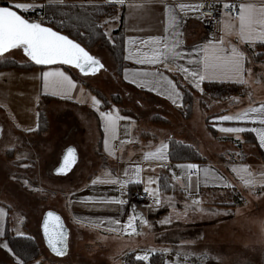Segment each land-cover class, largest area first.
Wrapping results in <instances>:
<instances>
[{
	"label": "crops",
	"instance_id": "0c3cea01",
	"mask_svg": "<svg viewBox=\"0 0 264 264\" xmlns=\"http://www.w3.org/2000/svg\"><path fill=\"white\" fill-rule=\"evenodd\" d=\"M15 2L38 5L47 4L48 0ZM103 2L118 6L117 15L105 19L108 35L121 25L124 32V64L119 70L114 58L116 72L112 73L109 90L90 85L85 77L91 74L85 75L70 65L11 66L0 70V166L5 165L4 172H0V264H17L8 251L10 244L5 236L8 228L16 235L35 237L42 251V258L37 260L39 264H129L128 257L136 259L145 253H149L145 262L161 253L163 264H264V188L259 184L254 188L245 186L239 174L232 170L249 165L257 177L264 172V147L260 146L257 134L250 131L264 125L219 119L249 107H259L264 104V96L255 98L251 91L255 88L250 85L246 95L234 97L229 105L227 102L205 105L200 99L199 117L195 114L194 100L192 114L187 117L179 84H195L177 68V65L193 67L189 60L201 59V47L213 39L223 37L225 45L236 44L244 50L248 46L237 39L235 31L231 34L222 31L221 19L212 21L186 11L177 13L178 27L166 31L165 3H184L194 8L198 0H126L123 5L110 0ZM136 4L144 7H130ZM223 19L238 25L230 16ZM151 36L177 40L182 57L168 67L137 63L138 58L148 53L141 41ZM256 45L250 49L256 51ZM26 62L29 61L21 63ZM247 67L252 69V60ZM50 68H59L75 82L76 87L69 96L44 92L41 72ZM157 68L174 81L182 99L173 103L175 97L169 99L161 91L140 86L142 81L135 74ZM246 79L248 83L254 81L248 74ZM205 82L234 83L226 78L205 80L200 88ZM93 97L100 103L94 104ZM51 106L54 107L52 124L48 111ZM101 112L122 117L115 134L105 132ZM42 114L47 121L44 129L40 125ZM207 117H210L208 122ZM208 123L216 134L208 128ZM227 127H243L249 131L239 134L221 131ZM53 131L62 140L60 143L49 140ZM253 137L256 143L245 142ZM171 139L194 145L206 160H172ZM161 142L169 145L167 160L145 159V154L155 151ZM213 142L218 146H212ZM70 147L76 150L75 165L68 173L57 174L55 170ZM33 163H50L49 173L40 170L38 177L31 176ZM190 163L212 170L208 183L201 173L199 184L193 175L191 186H187L184 170L177 166ZM77 166L76 175L66 178ZM116 178L130 182L123 187L118 183L99 182ZM94 179H98L95 185ZM27 180L33 181V185ZM44 181L53 185L51 189L57 192L60 203L50 205L43 199L34 211L31 207L34 201L28 196H41ZM140 188L149 189V199L144 203L133 199V193ZM155 189L158 192L154 193ZM113 199L125 203L109 202ZM194 200L200 203L194 204ZM49 211L61 217L68 232L64 255H57L46 244L43 222ZM129 217H135V232L113 230L123 228ZM111 220H119L121 224L112 225ZM230 236H233L231 240ZM77 240L82 244L78 251ZM226 246L229 252H223ZM202 254H207V258Z\"/></svg>",
	"mask_w": 264,
	"mask_h": 264
},
{
	"label": "snow or ice",
	"instance_id": "6c2138e0",
	"mask_svg": "<svg viewBox=\"0 0 264 264\" xmlns=\"http://www.w3.org/2000/svg\"><path fill=\"white\" fill-rule=\"evenodd\" d=\"M110 2L123 5L126 3V0H110ZM64 3L65 0H48L45 5H37L33 2H16L11 6H0V57H4L5 54L12 49L22 48L23 52L30 57L31 61H34L36 65H74L81 73H94L97 70V66L103 67L100 61L86 51L80 43H77L74 39H70L67 35H62L60 32L54 31L51 27L44 26L35 19L30 20L26 18L24 14L33 11L36 7L51 8L52 6H59ZM133 6L137 8L144 7L143 4L130 5V7ZM222 6L226 10L221 14L220 23L223 26L221 29L222 31H225L227 34H231L235 31L237 39L245 43L249 48L254 47L257 43L264 45V0H261L260 3L251 2V0H249V2L236 3L235 0H233V2H224ZM192 7V5L184 3H165L164 8L167 12L166 31H172L178 27L180 20L177 14L178 12H185ZM197 7L202 8L203 5ZM20 10H22V12ZM233 12H236L235 20L238 21V25L223 19L225 16H231ZM141 43L148 49V53L138 58L137 63L168 67L182 57V53L179 50L180 45L177 40H169L162 36H151L148 40L141 41ZM200 50L203 53L201 59L189 60V64L193 65V67L189 68L177 65L178 71L183 72L186 77L190 76L197 88H200L201 83L205 80L221 78H226L240 85L248 84L246 74L251 75L252 69L246 66V64H250L251 62L250 56L246 50L232 43L225 45L223 37L209 41V43L202 46ZM253 55H256V53L253 52ZM128 58L132 59V56L129 55ZM135 76L142 81L140 83L141 87L161 91V94H166L169 99L175 97L173 103L182 99L181 92L174 81L165 77L158 68L153 71H139ZM41 78L44 92L50 93L53 96H69L72 89L76 87L72 78L59 68H50L46 71L42 70ZM125 78L127 79V74ZM134 82L136 81L134 80ZM200 90L203 91L202 88H200ZM92 99L94 104L100 103L95 97ZM100 116L104 120L105 132L111 131L115 134L118 128V120L122 117L118 114L114 115L112 112H101ZM219 119L223 121H252L264 125V104H260L259 107H249L234 115H223L220 116ZM29 131H31V129H29ZM221 131L239 134L249 131V129L243 127H227L222 128ZM250 131H254L257 134L260 146L264 147V127L252 128ZM107 146L108 142L105 140V147L107 148ZM168 147L169 145L167 143L161 142L160 145L156 147L155 151L147 152L144 158L167 160ZM75 151L74 148L67 149L63 157V163L58 171L65 172L71 168L76 162ZM177 167L184 170L188 187L191 186L193 175L197 178V184L200 182L201 173L205 183H208L209 176L213 175L210 168H201L195 163L178 165ZM232 170L239 174L245 186L254 188L259 184L260 187L264 188V172H261L259 177H257V175L250 170L249 165H241L239 168L233 167ZM139 171L140 169L137 166V176ZM108 175L111 176V173H108ZM124 175L127 176V172H125ZM173 176L179 179L175 177V174H173ZM98 179L92 180V184L95 185ZM217 179L223 181L222 177H217ZM99 182L118 183L123 187L130 181L116 178L99 180ZM145 191L147 192L149 189L145 188ZM153 192H158V189L153 190ZM109 202L119 204L125 203L124 200L117 201L115 199ZM156 203H159L158 198L156 199ZM193 203L198 204L200 201L194 200ZM47 216L50 219H45L43 228L48 245L57 255H64L68 247L67 233L64 224L61 222V218L53 212H49ZM134 219L135 217H129L127 224L123 226V228H114L113 230H123L128 233V229H131L132 232H135L136 229L133 226ZM143 222L147 223V221ZM90 223L102 224L103 221H90ZM110 224L120 225L121 221L111 220ZM18 234L23 235V233ZM4 247L8 248L7 244H5ZM8 251L12 252V249L8 248ZM13 255L16 254L13 253ZM202 257L206 259L207 254H202ZM136 259L146 261L149 259V253L138 255ZM16 260L17 264H25L24 260L20 259L19 256H16ZM36 264H39V261H37Z\"/></svg>",
	"mask_w": 264,
	"mask_h": 264
},
{
	"label": "trees",
	"instance_id": "16d2710c",
	"mask_svg": "<svg viewBox=\"0 0 264 264\" xmlns=\"http://www.w3.org/2000/svg\"><path fill=\"white\" fill-rule=\"evenodd\" d=\"M30 1V0H23ZM104 0H67L66 3L59 6H52L46 8V10L52 12L56 17V22L49 25L52 29L59 31L69 38L74 39L80 43V38H88L87 43L102 40L112 50L118 64L119 70L124 64V32L121 25L118 29L114 30L109 36L102 28L101 21L105 16L115 17L118 13V6L103 2ZM93 2V3H91ZM0 5L11 6L10 0H0ZM62 20V21H61ZM83 45V44H82ZM86 45V44H85ZM83 45L84 47H86ZM249 53L250 60L256 64L261 60H264V45L258 43L256 45V51L246 48ZM253 52L256 55H253ZM35 63L29 61L21 63L15 59L0 60V70L11 66H32ZM69 67L68 65H64ZM248 66V64H247ZM183 93V105L185 116H190L193 111L194 94L199 91L197 87L190 83L179 84ZM246 85H240L237 83H224V82H205L203 83V94H209L214 98H224L233 93H239ZM113 99H117L118 96H113ZM210 117H207V122ZM158 121H162L159 119ZM41 128L47 127V121L45 116L41 115L40 120ZM208 128L216 134V130L208 123ZM251 135V134H247ZM245 142L256 143L255 137L253 140L246 139ZM170 157L174 161L182 160H199L205 161L206 158L202 156L194 145L183 142L181 140L171 139L170 141ZM164 185V182H161ZM5 236L7 237L12 254L15 258L19 256L24 260L25 264H33L35 261L42 258V252L38 241L33 236H20L14 234L9 228L7 229ZM127 262L129 264H163V255L157 253L152 256L149 262L143 260H137L128 257Z\"/></svg>",
	"mask_w": 264,
	"mask_h": 264
},
{
	"label": "rangeland",
	"instance_id": "374dc122",
	"mask_svg": "<svg viewBox=\"0 0 264 264\" xmlns=\"http://www.w3.org/2000/svg\"><path fill=\"white\" fill-rule=\"evenodd\" d=\"M15 1H23V0H10V2H15ZM91 3H93V2H91ZM11 4L13 5V3H11ZM0 6H3V5H0ZM108 18H113V17L105 16L102 19V21H101L102 28L104 30H105V26H106L105 25V19H108ZM44 26L49 27V25H46V24ZM105 32H106V30H105ZM110 34H112V33H110ZM78 40H80L82 47H84L83 45L86 44L85 45L86 47H84L86 49V51H88L91 55L95 56L100 61V64L103 65V67L97 66V70L96 71H100L97 74L95 73L96 71L94 73L93 72L85 73V75L86 74H91L90 76L86 75L85 78L88 79L87 82L90 85H92V86H100L104 90H109L110 85H111L110 82H111L112 73L116 72L115 71V69H116L115 59L116 58H115L112 50L102 40H97V41L91 42V43H87L89 41L88 38H86V39L85 38H80ZM5 59H15L18 62L31 61L30 57H28L23 52L22 48L12 49L8 53H6L4 57H0V60H5ZM252 69H253V71L251 73V77H254V81L253 82H249L248 84H246L245 88H243L239 93H233L232 95H229V96L224 97V98H214L213 99L211 97V95L203 94L201 92V90L195 92L194 99H195V107H196V112H195L196 117L197 116L199 117V115L201 113L200 112L201 108L198 105V104H200L199 103L200 99H201L202 104H205V105H209V104H223L225 102H227V104L229 105L233 101L234 97L246 95L249 92L250 85L253 86V88H255V89L251 90L252 93L254 94L255 98L264 96V60H261L257 64L255 62H253ZM93 74H96V75H93ZM202 89H203V87H202ZM48 108H49L48 111H49V114H50V117H51V124H52L53 123V118H54L52 111H53L54 107L51 106V107H48ZM209 113H210V111H209ZM205 114L208 115V113H205ZM198 134H199V132H198ZM49 140L51 142H56V143H60L62 141L60 138L57 137V134L55 135L54 131L51 134V138ZM215 145L218 146V144L216 142H213L212 146L215 147ZM50 168H51V164L50 163H46L45 165L44 164H34L33 163V164H31V169L29 171V174L31 176H33V177H38V171H40V170L41 171H46V173L48 174L49 171H50ZM77 169H78V166L76 168H74V170H72V172L67 174L65 177L69 178L71 175L72 176L76 175ZM4 170H5V165H1L0 166V172H4ZM18 173H21V172L19 171ZM67 181H69V180H67ZM27 182H29L31 185H33V181L27 180ZM51 188H53V185L50 184L49 182L44 181L43 188H42L43 193H41L43 196L42 195L41 196L35 195L36 197H34V198H32L31 196H28L30 198L29 200H33L34 201L33 202V206H31L34 211H36L37 208L39 207L38 202H41V200H43V199H45L46 202L48 204H50V205H55V204L58 203L57 192L54 189H51ZM231 237H233V236H230V240H231ZM76 247H77V251L82 247V244L78 240H77V246ZM40 248H41V246H40ZM228 248H229V246H226V248L223 250V252H229V250H226ZM46 253L49 256L48 251Z\"/></svg>",
	"mask_w": 264,
	"mask_h": 264
},
{
	"label": "built area",
	"instance_id": "2783aa9c",
	"mask_svg": "<svg viewBox=\"0 0 264 264\" xmlns=\"http://www.w3.org/2000/svg\"><path fill=\"white\" fill-rule=\"evenodd\" d=\"M224 2H233V0H198L196 7L187 10L186 13L200 15L212 21H219L221 19V14L226 11L222 6ZM235 2L239 3L241 0H235ZM38 5H45V3H40ZM199 5H203V7L198 8L197 6ZM24 14L26 18L30 20L35 19L44 25H51L56 22L55 15L46 10V8L36 7L33 11ZM235 16L236 12H233L230 17L235 20ZM133 199L136 202L144 203L149 199V194L144 189L140 188L133 193Z\"/></svg>",
	"mask_w": 264,
	"mask_h": 264
},
{
	"label": "water",
	"instance_id": "95a60500",
	"mask_svg": "<svg viewBox=\"0 0 264 264\" xmlns=\"http://www.w3.org/2000/svg\"><path fill=\"white\" fill-rule=\"evenodd\" d=\"M15 10V9H14ZM54 30V29H53ZM54 31H56V30H54ZM59 32V31H58ZM61 33V32H60ZM62 35H65V34H63V33H61ZM71 39V38H70ZM31 62H33V63H35L34 61H31ZM43 66H46V65H43ZM70 66H74V65H70ZM71 148V147H70ZM66 152H67V150H66ZM66 152H65V154H66ZM64 154V155H65ZM76 155V154H75ZM64 157V156H63ZM76 159H77V156H76ZM63 163V158H62V161H61V163L58 165V167L56 168V173L57 174H66V173H68L72 168H73V166L75 165V163L71 166V168L69 169V170H66L65 172H60V171H58V169L60 168V166H61V164ZM49 212H53V211H49ZM48 212V213H49ZM47 213V214H48ZM53 213H55V212H53ZM57 216H59L57 213H55ZM60 217V216H59ZM61 218V217H60ZM45 219H50L47 215H46V217H45ZM45 221V220H44ZM62 222V221H61ZM63 223V222H62ZM43 224H44V222H43ZM64 224V223H63ZM64 228H65V225H64ZM65 231H66V233H68L67 232V230H66V228H65ZM43 233H44V228H43ZM44 237H45V235H44ZM45 241H46V244L48 245V242H47V238L45 237ZM49 246V245H48ZM50 248V247H49ZM51 249V248H50ZM52 250V249H51Z\"/></svg>",
	"mask_w": 264,
	"mask_h": 264
}]
</instances>
